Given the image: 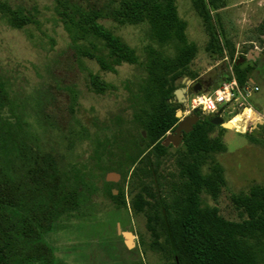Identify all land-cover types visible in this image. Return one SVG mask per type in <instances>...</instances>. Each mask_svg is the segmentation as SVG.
<instances>
[{"label":"trees","instance_id":"trees-1","mask_svg":"<svg viewBox=\"0 0 264 264\" xmlns=\"http://www.w3.org/2000/svg\"><path fill=\"white\" fill-rule=\"evenodd\" d=\"M178 1L117 0L98 10L57 0L58 15L73 45L83 46L84 58L95 61L105 73L116 74L125 64L143 69L139 80L125 82L124 110L108 122L92 124L97 149L94 166L105 178L111 173L122 176L123 184L117 185L104 178V192L118 210L130 209L133 216L145 219L147 237L139 235L144 255L153 253L162 264H264V185L254 184L233 196L245 216L241 222L226 220L205 199L217 202L227 187L226 170L218 159L228 152L227 130L212 124L217 116L193 113L196 118L181 146L172 153L173 147L163 144L178 129L177 115L184 109L175 92L183 80L198 79L191 65L199 49L189 40ZM192 4L210 38L207 51L218 58L228 52L234 60L235 48L219 14L225 1L192 0ZM0 17L15 30L36 25L27 10L5 2H0ZM103 21L120 27L146 26L151 44L144 57ZM237 62L232 72L226 69L211 83L213 91L233 75L242 88L249 84L253 68ZM92 89L103 95L115 86L95 76ZM261 131L264 126L255 132ZM250 138L264 145V140ZM168 162L174 173L165 178L161 171ZM93 180L94 175L77 170L61 171L53 155L35 148L9 91L0 85V264H67L57 261L46 236L98 192ZM111 187H118V196Z\"/></svg>","mask_w":264,"mask_h":264},{"label":"rangeland","instance_id":"rangeland-1","mask_svg":"<svg viewBox=\"0 0 264 264\" xmlns=\"http://www.w3.org/2000/svg\"><path fill=\"white\" fill-rule=\"evenodd\" d=\"M66 1L84 9L102 10L117 0ZM224 1L226 7L219 14L226 37L235 48L234 60L230 59L228 52L225 58H218L207 51L210 38L193 9L192 0L178 1L180 16L188 23L189 40L199 49L191 65V71L198 75V79L185 80L201 85L205 93H212V85L203 88V83H214L226 69L232 72L235 62L242 59L244 68H253L251 77L264 95V55L257 63L248 59L250 52L259 49L264 53V0ZM0 2L13 8H23L36 20V25L15 30L0 17V85L9 91L17 116L25 121L35 148L53 155L65 173L77 170L91 177L94 175L93 181L99 189L85 202L81 211L57 223L46 236L57 261L67 264H162L156 255H144L139 247V235L147 237L145 219L133 216L130 209L118 210L115 207L105 195L103 172L94 166L97 149L92 124L95 121L100 124L108 122L111 115L124 110L128 97L125 82L139 80L143 69L125 64L117 69L116 74L105 73L95 61L84 58L81 54L83 46L73 45L58 15L57 0ZM102 23L135 48L141 58L144 57L145 48L151 44L146 26L120 27L111 21ZM95 76L115 86V89L103 95L96 94L92 89ZM185 80L179 89L191 90L192 87L184 85ZM255 99H250V106L254 109ZM183 111L178 112V129L163 139V144L173 147L172 153L181 146L192 118H196L185 116ZM229 119L231 117H224L225 121ZM258 127H253L252 132L233 133L231 129L225 132L228 152L218 159L226 170L227 187L217 202L205 198L231 222H241L245 218L233 203V196L247 192L254 184L264 185V145L250 138L264 140V131L255 132ZM161 172L165 178L169 177L174 173L173 164L165 163ZM111 174L120 178L117 183H109L123 184L120 174ZM111 174L105 179L113 180ZM110 189L115 196L119 195L118 187ZM128 190L126 183L127 199ZM126 234L132 235L131 249L127 246Z\"/></svg>","mask_w":264,"mask_h":264},{"label":"built area","instance_id":"built-area-1","mask_svg":"<svg viewBox=\"0 0 264 264\" xmlns=\"http://www.w3.org/2000/svg\"><path fill=\"white\" fill-rule=\"evenodd\" d=\"M225 89H227L228 99H221L215 95V93L219 92L221 96H223ZM257 92H259V88L251 87L249 84L242 88L233 75V79L231 81L224 83L220 86V88L212 93H188L183 113L185 116H190L196 111H199L204 115H213L224 119V117L232 118L236 114H242L245 110L251 108L253 110L254 117L248 121L245 126V131L252 132L253 127L264 126V113H258L252 106H250V99L253 94ZM201 97L209 98L215 110H206L204 104L198 102ZM256 115H259L261 119L256 120ZM225 123H227V121H225Z\"/></svg>","mask_w":264,"mask_h":264},{"label":"water","instance_id":"water-1","mask_svg":"<svg viewBox=\"0 0 264 264\" xmlns=\"http://www.w3.org/2000/svg\"><path fill=\"white\" fill-rule=\"evenodd\" d=\"M243 62L244 61L242 59H239L238 62H237V65L240 66L241 64H243ZM185 81L186 82H184V85H186L187 87H192V89L189 90L187 88H182V89H178L175 92L177 103L181 104L183 107L186 105L188 93H190V92H194L196 94L203 93V89H202L201 85H199V84L193 85L191 81H187V80H185ZM195 113L197 114V113H199V111H196ZM179 115H180V113H178V115H177L178 118H179ZM212 124L215 125V126L222 127V128H224L226 130L229 129L227 127L228 124L225 123L224 119L221 118V117H214V119L212 121ZM110 176L113 178V180H110L109 177H108L107 178V182L112 181V182L117 183V179L120 178V176L116 175V174H111ZM125 237L128 239L127 246L131 249L132 248V242H131L132 235L131 234H126Z\"/></svg>","mask_w":264,"mask_h":264},{"label":"clouds","instance_id":"clouds-1","mask_svg":"<svg viewBox=\"0 0 264 264\" xmlns=\"http://www.w3.org/2000/svg\"><path fill=\"white\" fill-rule=\"evenodd\" d=\"M215 95L221 99H228L227 97V89H225V93L223 96L219 92L215 93ZM204 104L205 109H212L213 111L215 110L210 99L201 97L200 101ZM254 113L251 108H248L245 110L242 114H236L234 115L231 119L227 121L228 125L230 126V129L232 130L233 133H243L245 131V126L247 125L248 121L253 119ZM256 120H260L261 117L259 115L255 116Z\"/></svg>","mask_w":264,"mask_h":264},{"label":"crops","instance_id":"crops-1","mask_svg":"<svg viewBox=\"0 0 264 264\" xmlns=\"http://www.w3.org/2000/svg\"><path fill=\"white\" fill-rule=\"evenodd\" d=\"M263 55H264V53L262 52V50L258 49V51L250 52L248 55V59H252V61H253L252 63H257L258 61H260L262 59ZM249 61H251V60H249ZM249 85L251 87H258L259 88L258 83H256V81L251 76L249 79ZM253 95L254 96H252L251 99L256 97L255 102H254L255 110L258 113H264V95H261V89L259 88V92L254 93Z\"/></svg>","mask_w":264,"mask_h":264},{"label":"flooded vegetation","instance_id":"flooded-vegetation-1","mask_svg":"<svg viewBox=\"0 0 264 264\" xmlns=\"http://www.w3.org/2000/svg\"><path fill=\"white\" fill-rule=\"evenodd\" d=\"M203 85H204L203 88H205V87L211 85V81H205V82L203 83Z\"/></svg>","mask_w":264,"mask_h":264},{"label":"bare ground","instance_id":"bare-ground-1","mask_svg":"<svg viewBox=\"0 0 264 264\" xmlns=\"http://www.w3.org/2000/svg\"><path fill=\"white\" fill-rule=\"evenodd\" d=\"M228 124V123H227ZM227 127L230 129V126L229 125H227Z\"/></svg>","mask_w":264,"mask_h":264}]
</instances>
